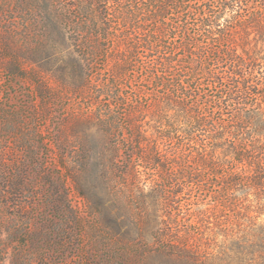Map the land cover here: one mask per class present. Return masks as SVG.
Here are the masks:
<instances>
[{"label":"rangeland","instance_id":"1","mask_svg":"<svg viewBox=\"0 0 264 264\" xmlns=\"http://www.w3.org/2000/svg\"><path fill=\"white\" fill-rule=\"evenodd\" d=\"M65 16L55 0H0V264L213 262L232 227L264 221V201L226 184L222 168L175 169L169 202L166 173L131 161L126 150L112 167L109 125L131 109L145 75L119 81L98 52L88 89L75 95L84 79L72 59L76 36L59 34ZM145 115L151 131L155 121ZM178 173L203 183L181 186Z\"/></svg>","mask_w":264,"mask_h":264},{"label":"trees","instance_id":"2","mask_svg":"<svg viewBox=\"0 0 264 264\" xmlns=\"http://www.w3.org/2000/svg\"><path fill=\"white\" fill-rule=\"evenodd\" d=\"M69 1L55 3L66 11L59 34L65 38L69 29L79 48L72 59L81 63L84 81L75 85V95L88 89L90 59L98 52L119 81L132 72L145 75L131 109L127 105L109 125L116 137L112 167L126 150L131 161L166 173L161 187L169 202L168 188L178 183L170 179L175 169L188 175L190 169L214 174L222 168L226 184L242 186L246 196L255 190L264 201V0ZM145 112L155 121L151 131L143 124ZM186 175L181 186L203 183ZM262 208L260 214L264 202ZM208 263L264 264V221L232 227L215 260L201 264Z\"/></svg>","mask_w":264,"mask_h":264}]
</instances>
